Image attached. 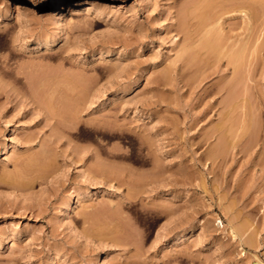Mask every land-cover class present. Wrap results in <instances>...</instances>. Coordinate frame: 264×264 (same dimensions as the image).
Returning <instances> with one entry per match:
<instances>
[{
  "label": "rangeland",
  "instance_id": "1",
  "mask_svg": "<svg viewBox=\"0 0 264 264\" xmlns=\"http://www.w3.org/2000/svg\"><path fill=\"white\" fill-rule=\"evenodd\" d=\"M204 4L0 0V264H264V47L229 107L178 60Z\"/></svg>",
  "mask_w": 264,
  "mask_h": 264
},
{
  "label": "bare ground",
  "instance_id": "2",
  "mask_svg": "<svg viewBox=\"0 0 264 264\" xmlns=\"http://www.w3.org/2000/svg\"><path fill=\"white\" fill-rule=\"evenodd\" d=\"M209 1L211 0H208L207 5L204 4L205 9L209 8L208 10H206L207 12L204 11L201 13L200 11L199 14L195 16L197 17L196 19H193L192 18L193 16L188 18L187 15L189 14H187L186 12H185L187 14V15L185 14L186 17L180 16V19L178 20V24L180 27L179 31L184 34V38H183V42L181 43V48L179 50L180 54L178 56V60L183 59L185 66L188 64H191V66L193 65L192 67H194L193 69L195 70V67L198 66V63L199 64L203 63L207 65L209 64L219 65L222 62H224V59H226L225 66L227 67V70H229L232 67L231 74L233 73L232 74L233 76L228 79L227 77L230 74L225 73L223 75V78H226L228 81H226L225 84L221 85L216 90V93L227 92L228 95H231L232 97H234L233 99H226L225 101V103L230 107L232 104L234 105V101H236L235 100L236 97L237 99L239 98L238 100L242 99V97L245 99V97H247V95L251 93L250 90L252 89V87L250 86L251 87L250 89L249 81L252 80V72L254 69L253 68L254 59L252 58L253 57L252 55L253 53L256 52L255 50H258L259 48L262 49L264 47V35H263L264 34V17L262 16L263 19L261 17V20H259L262 22H259L258 19L255 20L254 19L255 17H253L252 19V17L250 16L251 13H249L250 11L247 9L249 6L247 7V5H245L247 4L245 0H221V1L219 0L220 2L219 1L218 2L219 3L222 2L221 4L215 3L217 0L215 2L214 1L209 2ZM187 9L189 10L190 7L189 8L187 7ZM203 10L204 8L202 9V11ZM234 11H239V14L241 16L240 20H237L239 18L235 19ZM189 12L190 11H188V13ZM262 12L264 13V11ZM260 15H263V14L261 13ZM258 23H261L262 28H258V25H259ZM57 38H55L54 41H56ZM176 61L177 60L172 61L173 64L174 62L176 63ZM184 65L182 67H184ZM203 67L204 66H202V69ZM176 68H179V67L177 66ZM180 71L182 70H179V72ZM165 72H167L166 69H165ZM168 75L165 74L166 78H168ZM122 91L126 92L127 89L125 88ZM236 106H233V107H236ZM214 134H216L215 130L211 132V135H214ZM216 150H217L216 147L210 148L207 151L208 157L209 158H211V156L215 157L217 154ZM130 183L133 184L132 181ZM137 184H139V181H137ZM128 203L131 205L132 203L134 204L133 201H130ZM163 205H162L163 207L162 209H156L157 207L156 208L152 207L154 209L146 208L145 209L146 213L145 212L144 213L147 214L146 216H150V214H152L153 212H156L155 214H157V216H159V219H160L161 217L160 215L166 212ZM135 226L138 227L137 225ZM138 228H135V229L137 230ZM140 229H138V231H140ZM141 231L139 233V237H140V234H143ZM190 234H192V228L188 227L186 230L176 235L175 236L176 238L174 240L177 243L182 242L186 238L190 237ZM126 244H128V242Z\"/></svg>",
  "mask_w": 264,
  "mask_h": 264
}]
</instances>
